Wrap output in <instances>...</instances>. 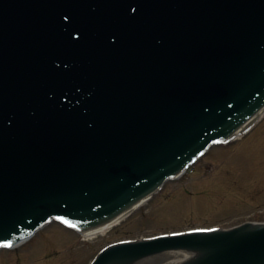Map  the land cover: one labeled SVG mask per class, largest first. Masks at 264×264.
<instances>
[{"label": "water", "instance_id": "water-1", "mask_svg": "<svg viewBox=\"0 0 264 264\" xmlns=\"http://www.w3.org/2000/svg\"><path fill=\"white\" fill-rule=\"evenodd\" d=\"M262 103L264 0H0V240L52 215L100 224ZM171 249L264 264V226L120 244L94 264Z\"/></svg>", "mask_w": 264, "mask_h": 264}, {"label": "rangeland", "instance_id": "rangeland-1", "mask_svg": "<svg viewBox=\"0 0 264 264\" xmlns=\"http://www.w3.org/2000/svg\"><path fill=\"white\" fill-rule=\"evenodd\" d=\"M208 155L106 234L84 239L51 224L28 243L1 251L0 264H89L102 247L120 240L264 220V122L246 139Z\"/></svg>", "mask_w": 264, "mask_h": 264}, {"label": "bare ground", "instance_id": "bare-ground-1", "mask_svg": "<svg viewBox=\"0 0 264 264\" xmlns=\"http://www.w3.org/2000/svg\"><path fill=\"white\" fill-rule=\"evenodd\" d=\"M264 116V109H263V111H261V113H259L258 115H257V117L252 121V122H250L249 123V125L251 126L252 124H254V122L257 120H259L260 118H262ZM256 121V122H257ZM255 122V123H256ZM141 206H143V205H141ZM127 219V217H125L123 220H121L119 223H117L115 226H113L112 228H109V229H106V230H103V231H100V232H97V233H94V234H91V235H88V236H86V238H91V237H95V235H100V234H105V233H107V232H109L111 229H113V228H115L116 226H118L119 224H121L124 220H126ZM36 235V234H35Z\"/></svg>", "mask_w": 264, "mask_h": 264}, {"label": "snow or ice", "instance_id": "snow-or-ice-1", "mask_svg": "<svg viewBox=\"0 0 264 264\" xmlns=\"http://www.w3.org/2000/svg\"><path fill=\"white\" fill-rule=\"evenodd\" d=\"M0 247H12V245L9 243V244H5V245H0Z\"/></svg>", "mask_w": 264, "mask_h": 264}]
</instances>
